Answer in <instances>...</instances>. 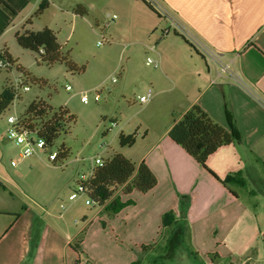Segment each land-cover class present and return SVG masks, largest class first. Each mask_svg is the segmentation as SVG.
I'll return each mask as SVG.
<instances>
[{
    "label": "crops",
    "instance_id": "1",
    "mask_svg": "<svg viewBox=\"0 0 264 264\" xmlns=\"http://www.w3.org/2000/svg\"><path fill=\"white\" fill-rule=\"evenodd\" d=\"M159 1L169 15V28L157 40L156 49L161 55L160 42H165V51L179 62L166 64L151 83L158 87L157 96L175 91L170 120L152 139L148 130L138 133L143 152L137 159L127 157L147 164L158 180L156 187L145 194L119 192L115 197L134 202L133 206L116 214H109L107 205L99 207L79 225L67 218L74 208L71 192L69 206L61 212L60 195L59 208L54 209L46 188L36 186L14 200L20 202L18 210L0 211L11 218L0 223V264H145L150 252L142 247L160 240L162 218L169 211L176 215L172 237L183 238L181 245L188 238L197 252L213 254L220 262L237 247L254 248L264 240V0ZM179 27L230 62L246 88L220 76L218 65L197 52ZM165 82L169 89L162 88ZM195 105L229 131L230 114L241 137L240 144L219 148L206 167L169 137L174 122ZM18 159L24 160L21 155ZM3 165L5 156L0 159ZM230 174H239L243 185L225 187L220 180ZM1 179L7 180L3 169ZM235 185L261 205L249 203ZM178 197L186 198V211ZM130 226H137V231L130 234ZM81 236L76 250L73 246Z\"/></svg>",
    "mask_w": 264,
    "mask_h": 264
},
{
    "label": "rangeland",
    "instance_id": "2",
    "mask_svg": "<svg viewBox=\"0 0 264 264\" xmlns=\"http://www.w3.org/2000/svg\"><path fill=\"white\" fill-rule=\"evenodd\" d=\"M44 1L11 0L8 3L13 14L0 6L5 18L0 22V58L2 52L7 51L16 62L9 72L0 67V95L7 82L17 88L18 67L47 82L44 87L29 84L28 92L20 89V97L0 113V159L5 156V165L0 169L5 171L7 179L0 182V211L8 212L14 207L18 210L20 202L16 203V198L33 192L36 186H44L54 209L59 208L57 198L60 195L61 212L69 206L67 194H77L67 218L82 225L85 217L91 218L100 208L93 203L87 204L90 199L79 192L80 182L97 166L96 159L105 161L115 153L137 159L143 152L138 133L143 135L148 130L152 139L155 131L165 127L166 119L170 120L169 104L175 91L157 96L158 87L151 82L155 80L154 74L162 73L166 64L179 60L165 51V42H160L161 55L156 49L157 40L167 34L169 28L160 11L159 0H151L152 4L148 0H47L48 8L38 14ZM45 28L55 32L63 53L69 54L84 72H71L64 63H42L37 53L17 43L18 33L40 32ZM149 59L153 60L150 64ZM163 87L169 89L170 84L165 82ZM143 95L148 97L145 103L139 100ZM84 97L87 100H83ZM36 99L56 110L67 108L75 121L69 125L67 133L58 138L52 150H36L32 156L23 161L18 159L14 164L22 154V146L8 136L11 129L8 117L20 118ZM122 131L127 135L135 134L138 143L121 147L119 135ZM31 138L37 141L36 136ZM61 146L69 150V155L61 162V168L56 166V171L49 155ZM233 187L249 203L261 205L260 200L248 198L244 190L236 185ZM121 203L125 208L133 206L134 202ZM9 218L0 213V223H6ZM261 224L264 227L263 220ZM137 228L130 226L127 231L132 234ZM172 231L162 229L166 240H158L157 249L149 253L145 264H264L263 239L254 248L237 247L234 254L231 251L232 254L220 262L213 254L197 252L188 238L181 245L183 238L174 239ZM168 240L167 251L160 253ZM172 242L177 246L172 247Z\"/></svg>",
    "mask_w": 264,
    "mask_h": 264
},
{
    "label": "trees",
    "instance_id": "3",
    "mask_svg": "<svg viewBox=\"0 0 264 264\" xmlns=\"http://www.w3.org/2000/svg\"><path fill=\"white\" fill-rule=\"evenodd\" d=\"M146 4L148 3L146 2ZM0 6L11 14L14 13L13 8L7 0H0ZM48 6L49 3L45 0L38 14H41ZM148 6L152 9L149 4ZM78 14L83 15L82 12H78ZM16 40L23 49L37 53L42 63L47 65L64 63L71 72H84V68L78 67L69 58V54L63 53L58 43L57 35L51 29L45 28L40 32L26 30L24 33H18ZM1 58L9 72L16 62H14L7 51L2 52ZM18 72L22 80L28 85L32 84L44 87L47 84L46 81L33 77L24 68L18 67ZM14 97L15 91L9 86V82H7L0 95V113L4 112L13 103ZM228 120L231 131L217 124L201 107L195 105L185 112L179 120L174 122L169 132V137L200 165L206 167L208 158L219 148L241 143L240 133L233 124L230 114H228ZM74 121L75 117L71 115L67 108L56 110L50 107L47 102L40 99L33 101L24 111L23 115L20 116L21 125L30 132L36 133L37 138L43 139L46 142L45 150H52L58 138L63 133H67L69 125ZM119 143L121 147H132L136 143V135L120 133ZM56 154V160L52 164L54 166H62L61 162L67 159L69 150L65 146H61L56 151ZM220 181L227 188L234 183L243 185V180L239 174H230ZM157 183L156 176L145 162L136 164L124 155L115 153L109 159L97 165L89 176L83 177L79 185V192L85 194L93 204L99 207L107 205L106 211L109 214H116L123 208L120 199L115 197L117 193L129 195L137 191L145 194L153 190ZM180 198V204L184 211H186L188 202L186 198ZM175 223L176 215L173 211H169L163 215L162 229L166 231L170 229L172 231ZM165 240V236L161 234L160 241ZM82 241L83 236L76 241L73 246L74 249H79ZM168 242L169 240L160 249V253L167 250ZM157 243L143 246L142 250L144 252H153L157 249Z\"/></svg>",
    "mask_w": 264,
    "mask_h": 264
},
{
    "label": "built area",
    "instance_id": "4",
    "mask_svg": "<svg viewBox=\"0 0 264 264\" xmlns=\"http://www.w3.org/2000/svg\"><path fill=\"white\" fill-rule=\"evenodd\" d=\"M150 4H152L151 0H148ZM160 11L163 14V16L168 17V13L165 11V9L160 5ZM116 16H114L113 19H115ZM180 32L182 35L192 44L194 49L199 52L200 54L204 55V57L211 61L214 62L218 65L219 71H220V76H227L229 79L233 80L236 84L239 86L246 88V85L244 81L236 74V72L233 70L232 65L230 62H227L224 60L223 56L218 54L216 51L210 49L208 46H206L199 38H197L194 34L189 32L186 29L180 28ZM168 33V32H166ZM153 60L149 59L148 64H150ZM0 67L6 68V65L4 64V61L2 58H0ZM157 67V64L155 65ZM18 81H17V88L9 82V86L13 88L15 91V98H19V90L22 89L25 92H28L31 88L30 85L26 84L22 78L21 75L18 76ZM114 82L117 81L116 78L113 79ZM70 87H68V90ZM149 95H152V92L149 93ZM83 100H87L86 97L83 98ZM141 103H145L148 101V97L143 95L139 98ZM13 101V102H14ZM8 123L11 125V129L8 131V136L11 140H14L17 145L22 146V154L21 157L22 159L25 157L32 156L33 154L36 153V150L43 151L46 148V142L43 139L37 138V141L35 142L31 136H36V133H32L26 128H24L21 123H20V118H17L15 116H9L8 117ZM50 160L54 162L56 160L57 154L56 152H51L50 153ZM14 164L17 163L16 160L13 161ZM102 163L101 159H96L95 164L100 165ZM77 194H73L70 196L71 200L76 199ZM92 202L90 200L87 201V204H91ZM84 264V263H83Z\"/></svg>",
    "mask_w": 264,
    "mask_h": 264
}]
</instances>
